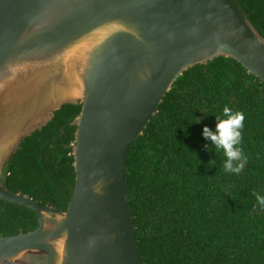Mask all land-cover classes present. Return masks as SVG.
<instances>
[{
	"label": "water",
	"instance_id": "obj_1",
	"mask_svg": "<svg viewBox=\"0 0 264 264\" xmlns=\"http://www.w3.org/2000/svg\"><path fill=\"white\" fill-rule=\"evenodd\" d=\"M221 56L264 81V36L238 0H0V198L39 220L0 237V264H145L129 149L178 77ZM66 103L83 107L61 210L10 190L6 167Z\"/></svg>",
	"mask_w": 264,
	"mask_h": 264
},
{
	"label": "trees",
	"instance_id": "obj_2",
	"mask_svg": "<svg viewBox=\"0 0 264 264\" xmlns=\"http://www.w3.org/2000/svg\"><path fill=\"white\" fill-rule=\"evenodd\" d=\"M264 36V0H238ZM227 106L245 116L243 171L223 170L210 138ZM82 103H66L26 137L6 167V186L67 210L76 187L72 121ZM126 184L145 264H264V81L233 57L184 71L127 155ZM230 187V191L225 189ZM38 214L0 198V237L35 230Z\"/></svg>",
	"mask_w": 264,
	"mask_h": 264
},
{
	"label": "clouds",
	"instance_id": "obj_3",
	"mask_svg": "<svg viewBox=\"0 0 264 264\" xmlns=\"http://www.w3.org/2000/svg\"><path fill=\"white\" fill-rule=\"evenodd\" d=\"M218 123L216 131L205 127L203 135L210 138L216 145L217 151L224 157L223 170L226 173L239 175L247 163L248 157L240 147L242 142V128L244 127L245 116L242 112H233L225 106L222 116H217ZM230 191V187L225 189ZM256 200L261 208H264V195L254 192Z\"/></svg>",
	"mask_w": 264,
	"mask_h": 264
}]
</instances>
